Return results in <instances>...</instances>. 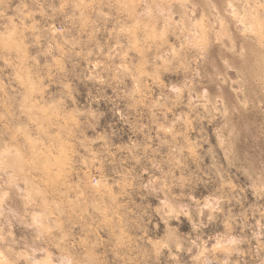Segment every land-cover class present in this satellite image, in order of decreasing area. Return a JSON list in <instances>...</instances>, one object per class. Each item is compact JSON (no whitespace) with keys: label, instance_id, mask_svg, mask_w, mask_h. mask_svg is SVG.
Returning a JSON list of instances; mask_svg holds the SVG:
<instances>
[{"label":"rangeland","instance_id":"rangeland-1","mask_svg":"<svg viewBox=\"0 0 264 264\" xmlns=\"http://www.w3.org/2000/svg\"><path fill=\"white\" fill-rule=\"evenodd\" d=\"M0 264H264V0H0Z\"/></svg>","mask_w":264,"mask_h":264}]
</instances>
